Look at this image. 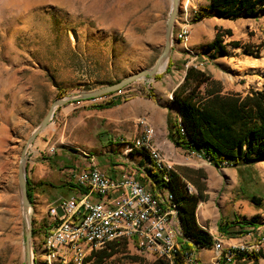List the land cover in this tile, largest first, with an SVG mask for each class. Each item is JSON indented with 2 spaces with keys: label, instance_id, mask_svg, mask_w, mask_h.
Returning <instances> with one entry per match:
<instances>
[{
  "label": "rangeland",
  "instance_id": "374dc122",
  "mask_svg": "<svg viewBox=\"0 0 264 264\" xmlns=\"http://www.w3.org/2000/svg\"><path fill=\"white\" fill-rule=\"evenodd\" d=\"M180 1L171 53L159 73L131 83L120 93L108 94L112 95L109 100L101 97L59 107L27 151L24 170L31 184L38 181L44 167L60 175L66 166L80 168L76 158L87 160L92 158L89 153L106 146L102 143L104 133L99 131L107 128L101 127L89 110L103 109L110 102L120 104L135 96L154 99L152 82L167 78L180 84L188 67L220 82L224 94L244 96L263 89L264 9L252 18L241 16L231 21L211 17L195 22L194 15L208 0ZM184 1L190 2L188 10L182 9ZM171 7V0H0V133L4 132L0 152V264H24L25 260L17 169L28 136L56 99L94 91L152 68L162 52ZM186 23L188 41L181 42L176 34L186 28ZM218 28L232 34L222 39L225 53L217 46L207 49ZM169 100L175 108L172 95ZM170 117L174 120L173 115ZM183 152L181 165L202 167L207 179L213 174L219 180L209 189L215 191L211 197L220 213L218 231L222 226L235 237L243 236L248 229H235L230 223L241 217H258L256 226L264 233V155L250 165L215 166L200 155ZM98 162L104 165L106 161L100 157ZM172 165L175 170L177 165ZM44 178L58 183L51 177ZM187 186L194 191L191 184ZM44 189L39 186L32 195L35 264L43 262L40 247L53 226L46 199L53 194L54 198L59 193L67 194ZM253 197L259 200L258 206L251 202ZM263 241L264 237L251 244H237L257 245ZM112 242L116 243L115 253L104 264H153L159 258L138 251L131 240L119 238ZM131 257H136L137 262H132Z\"/></svg>",
  "mask_w": 264,
  "mask_h": 264
},
{
  "label": "trees",
  "instance_id": "16d2710c",
  "mask_svg": "<svg viewBox=\"0 0 264 264\" xmlns=\"http://www.w3.org/2000/svg\"><path fill=\"white\" fill-rule=\"evenodd\" d=\"M264 9V0H208L194 15L195 22L220 17L236 20L241 16L252 18ZM230 30L216 29L214 41L207 46L208 50L220 48L223 38L230 37ZM239 46L238 43H233ZM177 107L178 117L174 120L167 117V137L178 148L186 152L200 155L213 165L229 164L234 166L250 165L258 162L264 155V87L261 91H250L242 96L237 93L222 92L220 82L211 79L205 72L188 67L183 81L172 93ZM118 102H110L101 108H110ZM142 170L143 185L151 188L163 187L172 197L176 209L181 237L177 240L178 249L173 264H185V259L193 251L209 249L213 245L211 235L202 229L196 220V209L200 201L205 199V175L196 173L195 179L180 177L172 172L167 182L162 180L146 153ZM146 162L149 164L147 165ZM75 171H79L76 169ZM184 178V179H183ZM190 182L196 193L191 192L186 181ZM36 189L27 178V194L32 203V195ZM251 202L259 205L253 197ZM252 218L250 222H255ZM222 226L219 232L222 233ZM35 231L33 230L32 236ZM115 242H110L100 250H92L82 264H104L114 253ZM257 259V255H254ZM137 262L136 257H131ZM153 264H172L167 258L159 257Z\"/></svg>",
  "mask_w": 264,
  "mask_h": 264
},
{
  "label": "crops",
  "instance_id": "0c3cea01",
  "mask_svg": "<svg viewBox=\"0 0 264 264\" xmlns=\"http://www.w3.org/2000/svg\"><path fill=\"white\" fill-rule=\"evenodd\" d=\"M180 72H182V70H180ZM184 75L183 73L182 76L184 77ZM178 85L179 83L175 84L170 82L167 78L154 81L150 86V89L154 93V99L146 98L145 96H135L110 108L88 111L90 115L96 118L97 123L101 127L107 128V130L101 129L99 131V133H104L102 143L106 146L101 150L89 153V155H91L94 159V163L109 179L121 180L127 174H132L140 183L145 180V174L142 170V166L144 165L142 153L136 150L131 153H125L126 144L132 142L133 139L141 134V121L150 126V130L152 131V142L163 158L177 165L175 169L176 174L180 177L184 176L188 179H195L196 173H202V167L186 166L185 168V165H181V158L184 152L180 148H175L167 137V117L169 115H173L175 119L178 117L177 107L175 106V108H173L169 100V97ZM173 112L174 114H172ZM74 154H77V152H74ZM100 157H103L106 161L104 165L98 162ZM76 159L81 163L80 168H70L72 166H66L64 169L60 170L58 173L60 175L55 174L45 167L43 171L40 170L38 181L32 184L33 188L37 190L39 186H43V188H45L44 191L67 192V194L59 193L55 198L54 194L48 196L46 199V201H49L47 207L55 204L59 199H66L71 196L81 198L87 193L85 188L78 187L75 184L72 173L76 169L81 170L87 168L89 166V159H81L80 157ZM146 164L149 165L147 162ZM205 171H207V169H205ZM68 173L70 177H68ZM45 176L48 178L51 177L54 180L56 179L58 183L46 181L44 178ZM206 181L209 182L208 186H206ZM203 182L206 186V191H204L205 199L200 201L197 206L196 220L198 225L211 235L213 243L219 242L218 244L221 243L234 246L239 245L237 243L241 241L251 244L264 237V233L260 231V226H256L259 219L258 217H254L256 221L253 223L250 222L251 219L245 217H241L239 221L230 223L235 229L240 227L248 229L243 236L235 237L230 234V230H225V227L222 229V233L219 232L217 229V222L220 213L214 205L213 197H211V194H214L215 191H209L210 188L219 184V180L211 174V178H206ZM186 183L187 185L191 184L188 181H186ZM143 186L153 195L159 197H166L169 194L163 187L156 186L153 189L149 184ZM193 192L196 193V191ZM60 194L65 197L60 196ZM89 199L96 202L99 201V196L91 195ZM192 253L191 264H213L214 251L212 246L209 249H200ZM227 264H264V242L261 244V250L257 255V259L248 258L244 261L235 263L230 262Z\"/></svg>",
  "mask_w": 264,
  "mask_h": 264
},
{
  "label": "built area",
  "instance_id": "2783aa9c",
  "mask_svg": "<svg viewBox=\"0 0 264 264\" xmlns=\"http://www.w3.org/2000/svg\"><path fill=\"white\" fill-rule=\"evenodd\" d=\"M188 32L189 25L186 23V33ZM111 96L107 94L87 101L102 98L109 100ZM140 125L141 134L130 144L151 153L150 126L142 121ZM88 159L87 168L72 173L75 184L85 188L87 193L81 198L71 196L59 199L49 206V216L53 220L50 244L56 254L61 255L65 264L67 254H74V264H78V251H83V244H90L91 249L103 244L104 242H98L100 228H111L112 235L113 229H121L120 239L131 240L138 251L154 255L155 250H162L167 255V260H171L173 264L178 249L177 240L181 237L176 211L170 204H166V209H157L153 194L134 175L127 174L121 180H111L94 163L93 158ZM159 165L165 168V172H175L173 166L161 160ZM91 195L99 196V201H91L89 199ZM129 225L150 228V235H135L129 232ZM80 236H87V243H80ZM153 240H162V247H153ZM108 241H112V236H107ZM263 242L255 247H231L214 242L213 264L235 263L258 255ZM186 261H192V254L186 257Z\"/></svg>",
  "mask_w": 264,
  "mask_h": 264
},
{
  "label": "water",
  "instance_id": "95a60500",
  "mask_svg": "<svg viewBox=\"0 0 264 264\" xmlns=\"http://www.w3.org/2000/svg\"><path fill=\"white\" fill-rule=\"evenodd\" d=\"M171 1H172V7H171V11H170L167 23H166V29H165V34H164V45L162 48V52L158 56L152 68L140 70L136 73H133L123 78L117 83L101 87L94 91L80 93V94H77V95H74L68 98L56 99L50 105L47 113L45 114L43 119L40 121L39 125L28 136L26 143L19 156L18 169H17L18 171L17 172V189H18V196H19L21 211H22L23 220H24V240H25L24 242L25 244L24 264H34V252H33V247H32L33 230H32V221H31L33 206L27 194V178H26L25 170H24V161H25L28 149L32 145L35 138L49 125L50 121L52 120L54 116L55 111L59 107L64 106L68 103L97 98L103 95L117 92L139 79L145 78L147 76H154L159 73L162 65L168 60L169 55L171 53V49L173 45L174 24H175L178 12L181 7L180 0H171Z\"/></svg>",
  "mask_w": 264,
  "mask_h": 264
},
{
  "label": "bare ground",
  "instance_id": "6f19581e",
  "mask_svg": "<svg viewBox=\"0 0 264 264\" xmlns=\"http://www.w3.org/2000/svg\"><path fill=\"white\" fill-rule=\"evenodd\" d=\"M190 7V2L184 1L183 2V10H188ZM76 10L78 9L77 7L75 8ZM186 28L181 29L178 31L176 34V39L181 41V42H187L188 41V35L189 32L186 33ZM4 144V132L0 133V152L2 149V146ZM130 146V147H129ZM139 151V152H144L148 156L150 162H152L158 172H161L162 174V180L164 182H167L169 179V176L172 172L174 171H166L165 168H162V166L159 165V160H161L163 163L173 166L172 163L169 161L165 160L159 150L154 146L152 143V132L150 130V151L151 153H148L146 150H139V147L137 145L130 144L127 147V152L131 153L132 151ZM126 152V153H127ZM156 154V155H155ZM157 156V157H156ZM159 160H158V159ZM149 163V162H148ZM153 201L156 203L157 209H166V204H170V207L173 208L175 211V206L172 203V197L170 194H168L166 197H159L156 195H153ZM129 232L135 233V235H150V228H139L138 225H129ZM107 236H112V241L115 239H119L121 236V229H113V235H112V229L111 228H100V235H98V242H104L103 244H98L94 246L91 249L90 244H83V251H78V264H82L84 259L87 257V255L92 251L95 250L96 248H101L104 247L106 244L112 242L108 241L107 242ZM52 241V234H51V229L44 235L43 241L40 247V256H41V261L43 262L41 264H62L65 263L62 261L61 255L56 254V251L53 250L52 245L50 244ZM80 243H87V236H80ZM257 245H234L231 247H255ZM153 247H162V240H153ZM154 256L156 257H164L167 258V255L162 252V250H155L154 251ZM171 261V260H170ZM67 262L71 263L74 262V254H67ZM230 263V262H227ZM34 264H35V256H34Z\"/></svg>",
  "mask_w": 264,
  "mask_h": 264
}]
</instances>
